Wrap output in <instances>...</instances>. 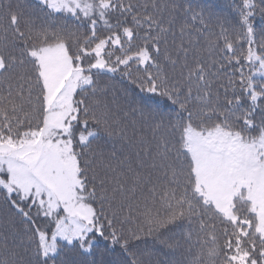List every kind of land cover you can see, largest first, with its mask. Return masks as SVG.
<instances>
[{
	"label": "snow or ice",
	"instance_id": "1",
	"mask_svg": "<svg viewBox=\"0 0 264 264\" xmlns=\"http://www.w3.org/2000/svg\"><path fill=\"white\" fill-rule=\"evenodd\" d=\"M0 264H264V0H0Z\"/></svg>",
	"mask_w": 264,
	"mask_h": 264
},
{
	"label": "trees",
	"instance_id": "2",
	"mask_svg": "<svg viewBox=\"0 0 264 264\" xmlns=\"http://www.w3.org/2000/svg\"><path fill=\"white\" fill-rule=\"evenodd\" d=\"M30 2H34V0H30ZM194 2L201 4H223L225 0H194Z\"/></svg>",
	"mask_w": 264,
	"mask_h": 264
}]
</instances>
